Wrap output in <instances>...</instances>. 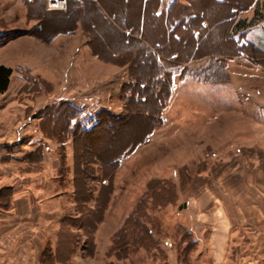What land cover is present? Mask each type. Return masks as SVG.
Instances as JSON below:
<instances>
[{
	"label": "rangeland",
	"instance_id": "obj_1",
	"mask_svg": "<svg viewBox=\"0 0 264 264\" xmlns=\"http://www.w3.org/2000/svg\"><path fill=\"white\" fill-rule=\"evenodd\" d=\"M27 1L0 0V49L31 44L0 93V264H264V55L228 61L230 27L160 50L154 0H120V38L94 13L65 34L90 7ZM152 53L188 79L155 86Z\"/></svg>",
	"mask_w": 264,
	"mask_h": 264
},
{
	"label": "crops",
	"instance_id": "obj_2",
	"mask_svg": "<svg viewBox=\"0 0 264 264\" xmlns=\"http://www.w3.org/2000/svg\"><path fill=\"white\" fill-rule=\"evenodd\" d=\"M26 1V0H21ZM37 2L35 4L43 5L42 0H34V2ZM103 3L107 6H109L110 11H106L102 8V6L98 3L99 0H69V3L73 5V7L79 9L83 7H90L94 11H88L85 12V14L89 13V15H81L84 17V19L80 20H74L75 23L71 22V27L69 30L70 32H65L67 35L70 36L75 35L76 32L79 30H84L87 32H90L91 26L90 22L87 21L85 16H96V18L101 21L106 28H109L110 25L113 26L117 30V35H119L120 38V28L114 25L113 21H116V24H119L117 22H120V0H102ZM123 2L126 0H122ZM33 1H27L28 4H34ZM142 2V1H141ZM145 1L143 0V3ZM149 2V1H148ZM204 2V0H154L152 5H155L154 10L152 11L151 17L153 20H156L159 22L161 20L160 26L161 28L165 30V32L160 37L161 44H160V50L167 52L171 48V40L177 42L178 44L185 45L186 39L189 41L191 40L194 42V50L197 51L198 47L200 45V42L205 40L209 35L211 36H217V33L221 28H229V32L225 34V36H221L219 38H225L224 41H226L229 45L232 47V56L231 58H228V61H245L248 64H251L252 57H249V53L254 51L258 54L264 55V21L262 20L258 24L254 26H246V27H238V19L244 13L245 11H251L254 9V3L252 2L248 4L246 7L241 5L238 2H234L232 4L229 3V0H211V5H209V8H203V9H195L191 11L190 13H187L185 10V6H189L192 3H199ZM229 6L228 9H226L224 15H221V10L223 7ZM177 7L176 10H174ZM245 8V9H244ZM89 9V10H91ZM188 11V10H187ZM91 13V14H90ZM94 13V14H93ZM112 14V15H110ZM115 14V15H113ZM48 16L44 17L47 18V20H44L41 24H39L38 28H43L45 30L44 38L47 41H50L54 43V41L60 37L61 33H57L58 29H56L55 24L50 19L53 17V19H57L55 14L48 13ZM75 16H78L77 13ZM136 13L134 14V16ZM52 16V17H51ZM50 18V19H49ZM244 20V19H242ZM241 21V20H240ZM79 23V24H78ZM74 26L72 27V25ZM142 27H143V20H139L138 22V33H142ZM43 29H38L39 32H42ZM155 26L152 27V30H155ZM64 31V30H63ZM155 32V31H151ZM182 34V35H181ZM187 36L188 38H184V36ZM153 38V36L150 37V39ZM171 38V39H170ZM163 39L165 40L163 42ZM49 42V43H50ZM91 41H87L86 44L82 45V50H91L92 46L90 45ZM18 45L26 46L31 45L30 43H25L24 41ZM18 45L13 46V44H7L4 47L0 49V66H4L6 68L11 69V65L13 63V59H11L9 56L13 55H19V50L17 49ZM72 47V46H71ZM78 49V48H77ZM75 48V50H77ZM7 59H3L4 56ZM25 53H28V51H25L23 49H20V54L24 55ZM168 53V52H167ZM180 56L179 59L175 61V65L177 68H172L173 65H167V63H162L159 59H155L153 53L150 54V57L152 58L153 62L157 63L161 66V68L156 69L157 75H154L155 77L152 79L149 78L151 83L155 84V86L160 87L164 86L166 89H169L170 83H176L178 81L184 82L188 79V77L185 76V69H186V62L185 59L182 57L181 54H167L166 58ZM220 57L213 55V57L209 56H203L199 58L201 62V66L208 62H218L220 61ZM165 59L164 61H166ZM216 60V61H215ZM3 61V62H2ZM7 61V63H6ZM167 62H171L167 60ZM171 64V63H170ZM162 65L168 66V70L165 69L166 67H163ZM184 73V75H183ZM156 78V79H155ZM163 84V85H162ZM146 85H139V88H144ZM172 92H169V96L171 97ZM70 106L75 107V105L70 102L67 103Z\"/></svg>",
	"mask_w": 264,
	"mask_h": 264
},
{
	"label": "trees",
	"instance_id": "obj_3",
	"mask_svg": "<svg viewBox=\"0 0 264 264\" xmlns=\"http://www.w3.org/2000/svg\"><path fill=\"white\" fill-rule=\"evenodd\" d=\"M262 20H264V4H262L261 6H258L254 9L253 16L251 17V19H249V20L244 19V20L239 21L238 27L239 28L240 27H246V26L251 27V26L258 24ZM10 75H11V69L6 68L4 66H0V93H3L7 90L8 85H9ZM70 122H71V120H70ZM90 123H91L90 121L86 122V124H90ZM79 128H81V127L79 126ZM76 129H78V127H76ZM87 132L89 133L90 130L86 131L85 133H87Z\"/></svg>",
	"mask_w": 264,
	"mask_h": 264
},
{
	"label": "built area",
	"instance_id": "obj_4",
	"mask_svg": "<svg viewBox=\"0 0 264 264\" xmlns=\"http://www.w3.org/2000/svg\"><path fill=\"white\" fill-rule=\"evenodd\" d=\"M46 4L48 6V10L56 9V4H65V0H46Z\"/></svg>",
	"mask_w": 264,
	"mask_h": 264
},
{
	"label": "bare ground",
	"instance_id": "obj_5",
	"mask_svg": "<svg viewBox=\"0 0 264 264\" xmlns=\"http://www.w3.org/2000/svg\"><path fill=\"white\" fill-rule=\"evenodd\" d=\"M57 6H55L56 8L59 6V4H56Z\"/></svg>",
	"mask_w": 264,
	"mask_h": 264
}]
</instances>
